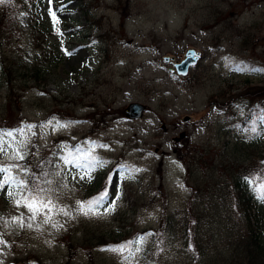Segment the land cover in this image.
Segmentation results:
<instances>
[{"label": "rangeland", "instance_id": "obj_1", "mask_svg": "<svg viewBox=\"0 0 264 264\" xmlns=\"http://www.w3.org/2000/svg\"><path fill=\"white\" fill-rule=\"evenodd\" d=\"M3 3L13 7L0 20V166L47 189L56 207L45 223V215L33 219L6 194L15 185L0 191V264L224 263L212 256L220 241L204 238L195 219L179 230L167 217L198 191L202 206L211 202L210 173L222 175L224 161L256 168L263 158L264 133L252 145L255 158L245 159V132L235 123L264 102V0ZM188 47L202 58L185 76L170 71L164 57L180 62ZM133 101L147 109L132 120L124 107ZM197 147L189 173L187 157ZM65 156L81 163L95 157L103 166L81 179L84 170ZM105 190L99 214L77 210L78 201ZM256 206L264 211L263 203ZM190 209L194 216V203ZM153 231L145 261L147 243L134 244L127 260V252L102 250Z\"/></svg>", "mask_w": 264, "mask_h": 264}, {"label": "trees", "instance_id": "obj_2", "mask_svg": "<svg viewBox=\"0 0 264 264\" xmlns=\"http://www.w3.org/2000/svg\"><path fill=\"white\" fill-rule=\"evenodd\" d=\"M12 7L13 3L0 5V20L4 19L6 11H10ZM237 118L235 124L240 125L245 132L244 139H242L243 142H246L245 159L255 158L252 145L256 141L259 142L261 134L264 133V102L251 104L249 115ZM250 128L253 134L250 133ZM200 153L201 150L197 147L196 155L187 157L186 165H188L189 173L192 171L191 165L195 163L193 159H197L198 155H201ZM213 163L218 165L215 160ZM242 164L244 165V163ZM246 164L244 168H241L237 162L224 161L222 175L210 173L214 180L208 187V194L213 196L211 202L202 206L201 192L198 191L191 195L183 208L170 212L167 217L171 229L179 230H185L190 224V219H195L199 226V232L204 238H207L208 233H211L215 239L220 241V246L216 248L218 254L213 252L212 256L219 257L221 262H224L222 264H264V211L262 209L256 211V204L262 200L258 198V194L254 190L257 185L264 183V152L263 158L256 168L252 167V164ZM231 166L234 170L231 169ZM190 177L192 176L188 175L185 178L186 185L189 184ZM231 177L232 179H229ZM249 181L252 182L249 183ZM193 203L195 204L194 216L190 211ZM163 222L164 219L161 221V225ZM154 234L155 231L152 234L148 233L147 238L143 239L142 245L144 243L149 245L142 251L140 257L142 261H145L144 258H149L147 253L153 246L154 240L151 238Z\"/></svg>", "mask_w": 264, "mask_h": 264}, {"label": "snow or ice", "instance_id": "obj_3", "mask_svg": "<svg viewBox=\"0 0 264 264\" xmlns=\"http://www.w3.org/2000/svg\"><path fill=\"white\" fill-rule=\"evenodd\" d=\"M4 0H0V3H3ZM52 0H49V3H51ZM50 15L53 18L54 23L57 22V17L54 11H50ZM59 31V29H57ZM254 71H259L257 69H253ZM50 123V122H49ZM57 126L60 127H66L67 124H60L57 122ZM29 130L32 128L37 127L36 125H27L26 126ZM17 131L23 132L24 129H18ZM5 135L9 137L14 138V134L12 131L7 132ZM4 139L3 136L0 135V152L4 151ZM101 147H106L105 145H100ZM17 151L16 158L23 159V155ZM71 155V153H69ZM90 156V154H89ZM66 164H71L73 167L77 169H83L84 175L80 176L81 179H92L91 172L95 170L97 167H102L103 162L95 157H85L84 159L87 160V163H81V158L74 157L73 159H69L68 156L63 157ZM0 173L5 174V178L0 179V191H4L5 187H12L15 185L16 191H7V195L9 197L14 198V203L16 206L20 207L23 206L27 208L28 212L32 213V218L34 219L37 214H43L47 218L45 219V223H48L51 220V217L47 214L52 212L53 209L56 207V205L53 203V200L51 199V195L49 191L43 187H41L38 183L35 182H29L25 180H16V178L11 175V168L10 167H3L0 166ZM252 181H249L251 183ZM47 183H51V181H47ZM257 194L258 198L264 201V183L259 184L254 189ZM109 193L107 190L101 192L98 196L92 198L88 201H78V211L81 212L84 215H89L90 213L93 215L99 214L97 212V209L102 206L105 201L107 200ZM118 198V197H117ZM47 210V212H44V210ZM114 210V201L112 202V206L109 208H106L105 211H111ZM60 211L64 213V215L68 216L70 213L66 211L64 208H60ZM14 222L20 223L21 227H23L22 217H14ZM29 228L32 227L31 224L27 225ZM53 227H62V225L53 224ZM143 243V237H139L137 241H127L123 244L119 245H108L106 248L102 249L103 251H111L120 253L123 255L125 252L128 253L127 256H125V259L127 260L129 257L133 255V245L134 244H142ZM0 244H6V242L3 239H0ZM135 251H139V247L135 248Z\"/></svg>", "mask_w": 264, "mask_h": 264}, {"label": "water", "instance_id": "obj_4", "mask_svg": "<svg viewBox=\"0 0 264 264\" xmlns=\"http://www.w3.org/2000/svg\"><path fill=\"white\" fill-rule=\"evenodd\" d=\"M200 52L196 51L194 48H188L184 54V58L180 62L173 61V57L166 56L164 57L165 61L170 62L172 67L170 71H174L176 69V73L182 76H185L188 72V68L190 65L195 64L200 57ZM145 109V105L139 102H131L125 107V115L129 118H138L141 116L143 110ZM188 117H185L186 121ZM12 264V263H8Z\"/></svg>", "mask_w": 264, "mask_h": 264}]
</instances>
